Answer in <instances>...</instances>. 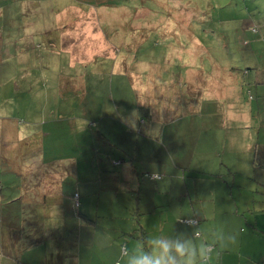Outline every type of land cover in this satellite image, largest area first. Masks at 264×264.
Instances as JSON below:
<instances>
[{"label":"rangeland","instance_id":"obj_1","mask_svg":"<svg viewBox=\"0 0 264 264\" xmlns=\"http://www.w3.org/2000/svg\"><path fill=\"white\" fill-rule=\"evenodd\" d=\"M114 1L106 4L92 0H0V111L11 114L21 108L11 102V88L15 85L22 89L12 76L16 71L14 60L27 56L23 51L17 52L11 42L24 32L26 23L29 36H34L32 43L41 45L29 53L35 62V77L45 70L44 60L41 62L37 53L48 51L54 56L51 64L45 65L50 74L44 86L55 107L54 76L60 71L75 74L77 70L68 66L67 52L50 53L52 47L47 49L42 44L41 31L59 23L62 27L78 23L57 22V13H71L77 10L76 6L83 11L92 6L97 12H109L99 19V24L109 41L117 44V56L127 57L126 69L132 73L140 70L144 78L146 73H159L163 85L174 79L175 99L187 96L189 103L182 105L180 112H172V121L156 122L150 136L146 133L148 123L140 124L138 117H132L126 126L114 125L112 140L130 142L121 148L127 149L129 156L136 155L132 159L125 155L123 161L119 155L122 153L111 145L113 142L98 140L95 135L101 124L95 126L87 115L94 104H99L95 95L110 90L114 99H105L106 111L114 107V101L120 113L123 108L129 110L134 102L128 75L115 72L112 76V60L107 58L87 66L88 97L79 107L83 109H79L75 127V131H80L81 123L87 135L78 146L70 142V132L65 137L67 142H53L58 138L46 142L48 153L73 157L75 176L65 177L58 172L63 181L62 199L54 205L32 201L35 193L29 188L23 192L26 201L6 204L0 200V264H12V260L16 264H117L121 246L142 239V232L146 237L176 232L191 236L192 229L183 221L201 208L207 217L203 223L198 213L194 216L199 219L201 231L194 239H207L214 230L231 234L235 225H226L220 209L228 185L232 197L239 189L242 202H250L251 195L260 189L259 183H264V0ZM143 27L149 31L132 52L121 39L130 29ZM137 42L134 40L132 46ZM59 59L61 63L55 64ZM164 61L168 66L162 65ZM131 110L134 116L138 114L137 107ZM60 126L70 127L67 120ZM57 143L61 147H54ZM200 169L220 174L197 178L194 170ZM229 169L232 171L228 172ZM5 175L0 173V182L4 184L10 181L1 178ZM47 181L50 182L48 178ZM16 186L4 187L2 194L7 196V191L17 189ZM75 191L77 206L72 199ZM236 196L239 199L237 191ZM9 227L12 232H7ZM20 238L22 241H13V247L9 245L11 240Z\"/></svg>","mask_w":264,"mask_h":264},{"label":"crops","instance_id":"obj_2","mask_svg":"<svg viewBox=\"0 0 264 264\" xmlns=\"http://www.w3.org/2000/svg\"><path fill=\"white\" fill-rule=\"evenodd\" d=\"M85 1L88 2V0ZM92 1L100 3L99 0ZM102 1L106 4L115 2L114 0ZM76 8L77 10L71 13H57L58 23L65 22L66 20H69V22L71 20H78V23H75L72 27L67 25L62 27L59 23L56 27L41 31V33H43L42 44H44L47 49L52 47L50 53L57 55L61 50L67 52L69 54L68 66L73 69L76 68L77 70L75 74L71 72L67 74L60 71V73L54 76L57 77L53 97L55 98L54 100H56L54 108L52 107L53 103H51L52 99L50 100L51 94L46 91L44 86L50 74L45 65L51 64L50 60L54 58V56L49 55L48 51H45V53H37L42 57L41 62L44 60L43 68L48 71L46 72L43 70V72H37L38 78L35 77L36 70L32 69L35 62L32 59V55L30 56L29 53H34V49L36 47H41V45L39 43H32L34 36H29L27 32L30 28L27 26L28 23H26V27L23 29L24 32L17 35L18 37L11 42V45L17 47H14L17 52L23 51L26 53L25 56L27 57L14 60L16 71L13 72L12 76L15 82L20 83L22 89H16L15 85L11 88V102L15 101L21 108H18L15 113L11 114L4 113L3 110H1L2 112L0 111V173H6V175L1 176V178H10L7 179L10 181H5V184L0 182L1 201L19 198L21 192H23L19 190V188L11 189L7 191V196H4L2 194V189L4 187L10 189L16 186V184H18L16 182L19 178L33 180L36 177L38 170L42 168V166L37 168V165H35L37 161L35 159L40 161L47 159L46 161L49 162L51 158H54L51 160L54 163V167H52L54 171L52 172L50 167H48V174L50 175L49 177H55L57 174L55 178L59 179V182L61 178L58 177V172L60 171L63 172V176L65 177L75 176V163L71 160L73 157H67L64 153H48L49 150L46 148V142H50V140L56 138H58L59 141L56 139L53 142H67L65 137L70 132L73 134V138L70 142H75V145L78 146V142H82L83 136L87 135L84 134L87 130L85 127L82 129L84 125H81V123H78L81 126V130L75 131V127H77V114L81 111L79 109H83L79 107L88 97L87 84L90 74L88 75L86 68L87 66L92 67L93 63H98L99 58H107L109 61L112 60L110 69L112 76L115 72L128 75L127 84L129 85V90L132 95L130 97L133 99L135 106L134 104L133 106H129V110L128 108H123V111L120 113L119 107L114 101V107H111L110 111H106L107 108L104 107L105 99L108 97H111V100L114 99V92L110 90L109 92L95 95L96 98L99 99V104H94V108L87 116L91 117L90 122L95 123V126L101 124L98 126L95 135L98 140L109 144L113 142L111 145L122 153V155H119L121 158H124L123 161L126 160L125 155H128L129 159L136 157V155L129 156L127 149H124V151L121 148L123 145L128 146L130 142H115L112 140L111 135H115L112 130L113 127H115L114 125L125 124L124 126H126L128 120L132 117H138L140 124L144 122L148 123L149 126H147L146 133L150 136L153 135V125H155L156 122L163 121V123H165L172 121V116L174 115L172 112H180V107L189 103L187 96L184 98L180 97L178 99L179 101L175 99L174 94L177 89L174 79L171 78L169 82L163 85L161 81L162 76L159 73L157 75L152 72L146 73L147 77L144 78L143 72H140V70H136L135 73H132L129 69H126L127 57L117 56V44L114 41H109L106 33L99 24V19L103 18V15L107 16L109 12H97L92 9V6H90L91 10L87 11H83L81 6H76ZM153 30H157V28L153 27ZM148 31L149 30L145 27L133 30L130 29L128 33H125L121 41L123 44L127 43L129 50L133 52L137 49V45L145 39ZM16 32L19 33L21 31ZM138 35H143V38H141V36L138 37ZM131 36L134 37L133 39L135 41H138L135 46H132V42L128 40V37L131 38ZM187 36L190 37L189 35ZM2 41L3 38L0 37V49H2ZM29 43L32 45H29ZM27 45H29L28 49L25 47ZM0 62L2 63L3 60ZM54 63L59 65L61 63L60 59L58 63ZM167 63L168 62L164 61L162 65L168 66ZM98 65L99 64H96V68ZM196 72L201 73V71ZM130 73L134 77H132ZM189 79L190 78L187 80ZM36 83H38V87L35 89L34 86ZM0 88L1 99V96H3L1 85ZM163 92L166 93L163 94ZM187 94H190L189 88L187 89ZM135 107H137L138 111L136 116H134L135 113L130 112L132 111L131 108L135 109ZM64 120H67L69 123V128L60 126ZM128 133H130L129 130ZM155 143L163 144L162 142ZM57 144L58 145L54 147H61L62 145L60 143ZM137 151L138 142H136L135 153H137ZM33 153L35 154V158L32 156ZM154 156L157 155H151L150 157ZM67 160L72 161L73 165H68ZM114 162H116V160ZM159 162L160 161L155 162L154 164H159ZM55 166H58V168L56 169ZM194 171L198 173L195 175L197 178L212 177V174H216L206 171L205 169ZM230 171L232 170L229 169L228 172ZM218 174L216 175L219 176ZM255 183L257 184L258 181H255ZM33 187L34 185L32 184L29 185L28 188L35 192V188L33 189ZM228 187L229 189L224 195V199L221 203L222 207L220 209L222 213L225 214V219H223L226 221V225H235L231 234L237 236V242L234 245L230 244L226 249L221 251L219 259L216 261H218V264H264V183H259L260 189H256L254 194L251 195L250 202H242V193L239 189L236 190L237 193H239V199L236 196V191L234 194L235 196L232 197V188H230V185H228ZM59 189L60 188H58V190ZM58 190H55L54 187L42 190L43 194L53 198L45 201V206L57 203L59 200L57 197ZM154 205L155 204H153V206ZM200 210L203 209L201 208ZM200 210H198L197 213L204 219V223L207 216ZM192 213L194 216H197L196 211ZM0 234L2 235V233ZM6 255L14 259V256H11L12 254ZM12 264H16V262L13 263L12 260Z\"/></svg>","mask_w":264,"mask_h":264},{"label":"clouds","instance_id":"obj_3","mask_svg":"<svg viewBox=\"0 0 264 264\" xmlns=\"http://www.w3.org/2000/svg\"><path fill=\"white\" fill-rule=\"evenodd\" d=\"M192 229L174 235L154 234L121 246L117 264H213L220 252L237 242L234 234L212 231L207 239L196 240L200 233L199 220L195 217L183 221Z\"/></svg>","mask_w":264,"mask_h":264},{"label":"trees","instance_id":"obj_4","mask_svg":"<svg viewBox=\"0 0 264 264\" xmlns=\"http://www.w3.org/2000/svg\"><path fill=\"white\" fill-rule=\"evenodd\" d=\"M82 1H85V0H82ZM88 1H90V0H88ZM99 2H103L102 0H99ZM134 37L133 36H131V38L129 39V42H133L134 41V39H133ZM35 153V152H34ZM33 153V155L32 156H34L35 154ZM34 158H35V156H34ZM52 159H54V158H51V160ZM37 162H36V164L35 165H37V168L38 167H40V166H42V168H40L39 170H38V173H37V175H36V177L33 179V180H30V179H21V178H19L18 180V182H20V184H17V188H19V190H21V191H25V189H27L28 187H29V185H35V192H33V193H35L34 194V196L32 197V201H34V202H36V203H44L45 201H47V200H51V199H53L51 196H48V195H46V194H43V192H42V190L43 189H47V188H49V187H54V189L55 190H58V188H60L59 190H58V193H57V197L59 198V200L57 201V203H59L60 202V200L62 199L61 197H62V194H61V188H62V182H61V180H60V182H59V180L56 182L55 181V177L53 176V177H49L50 175L48 174V167H50V169L52 170V172L54 171L53 170V168L52 167H54V163L51 161V160H49V162H47L46 160L47 159H44V160H42V161H40V160H37V159H35ZM56 167V169L58 168V166H55ZM56 171H59V170H56ZM47 178L50 180V182L49 181H47ZM51 178H52V180H51ZM30 181V182H29ZM28 182H29V185H28ZM52 182H55V183H53L52 184ZM32 183V184H31ZM58 183V184H57ZM60 184H61V186H60ZM48 186V187H47ZM0 188H1V186H0ZM53 189V188H52ZM20 191V192H21ZM23 192H21V194H20V196H19V198H16V199H14V200H20V201H26V200H28L26 197H25V194H23ZM75 194H77V192H74L73 194H72V199H73V203H74V205L75 206H77L78 205V201H77V196H78V194H77V196H75ZM13 199H10V200H3L4 201V203H6V204H12L13 203V201H14ZM18 209H21V208H19L18 207ZM186 220V219H185ZM10 228H12V227H9L8 228V230H7V232L9 231V232H12V231H10ZM142 234H143V236L141 237V238H146V235H145V233L144 232H142ZM13 241H22V239L20 238V240L19 239H17V240H11L9 243V245L10 246H12L13 247ZM35 242H37V241H35ZM4 244V243H3ZM2 244V245H3ZM31 244V243H30ZM8 245V244H7ZM7 245L5 246V244H4V248L5 247H7ZM24 249L26 248V247H23ZM12 250H15L14 248L12 249ZM11 254H13V253H11ZM19 263V262H18Z\"/></svg>","mask_w":264,"mask_h":264},{"label":"built area","instance_id":"obj_5","mask_svg":"<svg viewBox=\"0 0 264 264\" xmlns=\"http://www.w3.org/2000/svg\"><path fill=\"white\" fill-rule=\"evenodd\" d=\"M75 196H77V194H75ZM187 220V219H186Z\"/></svg>","mask_w":264,"mask_h":264}]
</instances>
